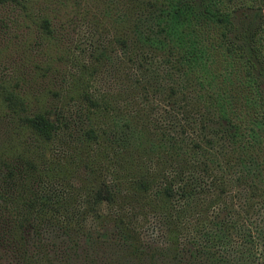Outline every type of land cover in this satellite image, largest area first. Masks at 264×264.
<instances>
[{"label": "trees", "instance_id": "obj_1", "mask_svg": "<svg viewBox=\"0 0 264 264\" xmlns=\"http://www.w3.org/2000/svg\"><path fill=\"white\" fill-rule=\"evenodd\" d=\"M0 264H264V0H0Z\"/></svg>", "mask_w": 264, "mask_h": 264}]
</instances>
